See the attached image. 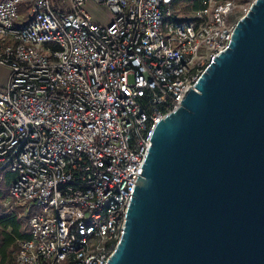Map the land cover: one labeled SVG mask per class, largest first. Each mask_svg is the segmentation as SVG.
<instances>
[{"label": "built area", "instance_id": "built-area-1", "mask_svg": "<svg viewBox=\"0 0 264 264\" xmlns=\"http://www.w3.org/2000/svg\"><path fill=\"white\" fill-rule=\"evenodd\" d=\"M179 2L0 0V183L14 173L5 205L28 234L13 264H106L154 125L250 5L188 0L176 19Z\"/></svg>", "mask_w": 264, "mask_h": 264}, {"label": "water", "instance_id": "water-1", "mask_svg": "<svg viewBox=\"0 0 264 264\" xmlns=\"http://www.w3.org/2000/svg\"><path fill=\"white\" fill-rule=\"evenodd\" d=\"M149 140L106 264H264V0Z\"/></svg>", "mask_w": 264, "mask_h": 264}, {"label": "crops", "instance_id": "crops-1", "mask_svg": "<svg viewBox=\"0 0 264 264\" xmlns=\"http://www.w3.org/2000/svg\"><path fill=\"white\" fill-rule=\"evenodd\" d=\"M85 9L88 12V14L90 15V17L96 21V22H100V23H107L108 21H110V19L112 18V11L109 10L106 7H102V6H98L92 2L87 1L85 3ZM107 9L108 10V15L106 17H101L99 15V12ZM6 69V68H5ZM7 77V69H6V73L4 75L0 76V85L3 84L6 80ZM8 174H6V181L5 182H1L0 183V216L2 214H7L8 212H15L17 217L20 218V227L18 229V232L21 233V231H26L24 228V224L22 221V217H24L23 213H24V208L22 206H16L14 210H7L6 205H5V200L7 198V187H8ZM20 212V215H18V213ZM3 216V215H2ZM0 264H13V259H14V254L16 251V248L14 246V244H17V240L19 238H17L16 236H14V232L12 230V227L7 224V225H3L0 221ZM8 233L12 236L11 239H5L4 236L5 234Z\"/></svg>", "mask_w": 264, "mask_h": 264}, {"label": "trees", "instance_id": "trees-1", "mask_svg": "<svg viewBox=\"0 0 264 264\" xmlns=\"http://www.w3.org/2000/svg\"><path fill=\"white\" fill-rule=\"evenodd\" d=\"M177 1H187V0H177ZM22 8V7H21ZM184 8H188V5L186 4L184 6ZM23 9V8H22ZM186 18L185 16H177L176 19H184ZM14 176V173L13 172H9L7 177L8 179L12 178ZM0 194H1V191H0ZM3 215V216H2ZM0 216V221L3 225H7L9 224L11 227H12V230L13 232L15 233L14 236H16L17 238H27L28 237V234L26 231H21V233L18 232V229L20 227V218L17 217L16 213L15 212H8L7 214H2ZM0 233H1V230H0ZM4 238L7 240V239H11L12 236L8 233L5 234ZM15 248L17 249V244L15 245ZM13 262H14V259H13Z\"/></svg>", "mask_w": 264, "mask_h": 264}, {"label": "rangeland", "instance_id": "rangeland-1", "mask_svg": "<svg viewBox=\"0 0 264 264\" xmlns=\"http://www.w3.org/2000/svg\"><path fill=\"white\" fill-rule=\"evenodd\" d=\"M252 0H240V3L241 4H244L245 6L249 5L251 3ZM188 0L187 1H180L177 5V11L176 13L179 15V16H185V17H189L190 16V8H184V6L187 4ZM99 15L101 17H106L108 15V10L107 9H104L102 11L99 12ZM6 73V69L3 65H0V76L1 75H4Z\"/></svg>", "mask_w": 264, "mask_h": 264}]
</instances>
